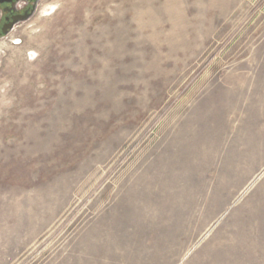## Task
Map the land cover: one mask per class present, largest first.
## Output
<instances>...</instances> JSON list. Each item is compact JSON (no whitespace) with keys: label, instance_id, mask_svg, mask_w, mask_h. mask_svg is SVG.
Listing matches in <instances>:
<instances>
[{"label":"rangeland","instance_id":"rangeland-1","mask_svg":"<svg viewBox=\"0 0 264 264\" xmlns=\"http://www.w3.org/2000/svg\"><path fill=\"white\" fill-rule=\"evenodd\" d=\"M0 264H264V0H43L0 37Z\"/></svg>","mask_w":264,"mask_h":264},{"label":"flooded vegetation","instance_id":"flooded-vegetation-1","mask_svg":"<svg viewBox=\"0 0 264 264\" xmlns=\"http://www.w3.org/2000/svg\"><path fill=\"white\" fill-rule=\"evenodd\" d=\"M43 0H0V37L30 19ZM27 17L26 19H24Z\"/></svg>","mask_w":264,"mask_h":264},{"label":"water","instance_id":"water-1","mask_svg":"<svg viewBox=\"0 0 264 264\" xmlns=\"http://www.w3.org/2000/svg\"><path fill=\"white\" fill-rule=\"evenodd\" d=\"M27 17H25L24 19H26Z\"/></svg>","mask_w":264,"mask_h":264},{"label":"bare ground","instance_id":"bare-ground-1","mask_svg":"<svg viewBox=\"0 0 264 264\" xmlns=\"http://www.w3.org/2000/svg\"><path fill=\"white\" fill-rule=\"evenodd\" d=\"M47 9V8H46Z\"/></svg>","mask_w":264,"mask_h":264}]
</instances>
